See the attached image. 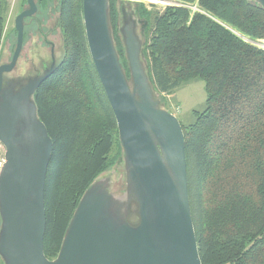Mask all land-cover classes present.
Wrapping results in <instances>:
<instances>
[{"label": "trees", "instance_id": "obj_1", "mask_svg": "<svg viewBox=\"0 0 264 264\" xmlns=\"http://www.w3.org/2000/svg\"><path fill=\"white\" fill-rule=\"evenodd\" d=\"M170 1L198 11L166 5L151 14L140 6L149 21L143 56L160 95L195 79L205 86V109L194 112L193 124H181L200 261L264 264V48L252 44L264 43V9L249 0ZM117 2L109 0L113 28ZM59 8L64 53L34 94L53 143L44 191L49 260L58 255L82 195L121 150L89 53L82 0H60ZM3 32L0 0V46Z\"/></svg>", "mask_w": 264, "mask_h": 264}, {"label": "water", "instance_id": "obj_2", "mask_svg": "<svg viewBox=\"0 0 264 264\" xmlns=\"http://www.w3.org/2000/svg\"><path fill=\"white\" fill-rule=\"evenodd\" d=\"M264 9V0H249ZM14 21L11 61L0 66V257L3 264H202L188 197L184 133L178 119L161 108L141 62L135 21L123 17L119 30L130 83L109 24V0H82L83 26L92 63L117 124L127 189L108 192L107 181L84 192L56 258L44 255V191L53 143L38 117L34 94L56 69L28 79L15 91L3 87L23 45L25 19H34V0ZM125 198V201H123ZM138 223L128 222L130 206Z\"/></svg>", "mask_w": 264, "mask_h": 264}, {"label": "rangeland", "instance_id": "obj_3", "mask_svg": "<svg viewBox=\"0 0 264 264\" xmlns=\"http://www.w3.org/2000/svg\"><path fill=\"white\" fill-rule=\"evenodd\" d=\"M156 1L159 3H152L149 2V0H119L116 4L117 19L114 28L112 26V19L109 15V24L115 48L125 73H129V69L124 43L119 31L123 27L122 15H127V17L132 18L133 21H135L134 32L142 46L141 62L147 73L143 50L148 40L147 26L149 21L140 16V13L138 12L140 6L143 5L145 11L154 14L161 13L167 3L170 5L176 4L174 1L170 0ZM59 2L60 0H34L37 9L34 16L35 18L24 20V40L22 50L13 71L4 75V87H6L8 83H15V88L17 86L19 88L23 85L19 83L20 81L24 80L25 82L27 78L41 74L43 72V67L50 64L51 47L45 43L44 38L53 43L54 55L57 63L63 56L64 39L58 22L60 15ZM26 8V0H4V32L0 46V66L8 64L12 59L17 35L14 29V21ZM190 11H194V6L191 7ZM252 44L264 48L263 42H252ZM119 46L122 50L120 55L118 52ZM123 62H126V68L124 67ZM127 78L130 83V74ZM153 94L154 98L160 102L161 108L173 114L180 124L185 127L194 123V112H202L205 109V86L204 83L198 79L182 84L175 89L172 94L160 95L155 90H153ZM4 153L5 149L0 144V167L3 163ZM97 181H107L109 184L108 192L113 196L123 197L127 189V179L122 148L120 150V155L113 166L104 171L94 183ZM123 201H125V198H123ZM130 207V215L127 219L131 225H136L138 223V216L136 214L137 207L134 202L131 203ZM0 264H3L1 257Z\"/></svg>", "mask_w": 264, "mask_h": 264}, {"label": "flooded vegetation", "instance_id": "obj_4", "mask_svg": "<svg viewBox=\"0 0 264 264\" xmlns=\"http://www.w3.org/2000/svg\"><path fill=\"white\" fill-rule=\"evenodd\" d=\"M16 34H17V33H16ZM16 37H17V35H16ZM44 41H45V43H47V44L51 47V59H50V64H49L48 66L43 67V72H44L45 69L51 67V64H52L53 61H54V63L57 65L56 57H55V55H54V45H53V43L49 42L46 38H44ZM43 72H42L41 74H43ZM41 74H38V75H36V76H34V77H29V78H27L26 80H28V79H32V78H35V77L37 78V76L39 77ZM26 80H25V82H24V80H22V81H20L19 83H20L21 85H22V84L25 85V84H26ZM17 83H18V82H17ZM4 84H5V82L3 81V87H4ZM17 88H18V86L15 88V91L18 90Z\"/></svg>", "mask_w": 264, "mask_h": 264}, {"label": "built area", "instance_id": "obj_5", "mask_svg": "<svg viewBox=\"0 0 264 264\" xmlns=\"http://www.w3.org/2000/svg\"><path fill=\"white\" fill-rule=\"evenodd\" d=\"M167 5H170V4L167 3ZM174 5H176V6H182V7H186V8H190V9H191V7H192V6H186V5L178 4V3H176V4H174ZM196 11H198V10H197L196 6H194V11H193V12H196ZM263 45H264V44H263Z\"/></svg>", "mask_w": 264, "mask_h": 264}, {"label": "bare ground", "instance_id": "obj_6", "mask_svg": "<svg viewBox=\"0 0 264 264\" xmlns=\"http://www.w3.org/2000/svg\"><path fill=\"white\" fill-rule=\"evenodd\" d=\"M149 2H152V3H156V4H158L159 2L158 1H156V0H149ZM165 3V2H164Z\"/></svg>", "mask_w": 264, "mask_h": 264}]
</instances>
